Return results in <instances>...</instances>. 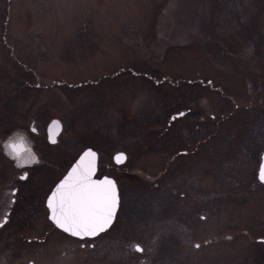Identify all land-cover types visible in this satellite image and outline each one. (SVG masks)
Here are the masks:
<instances>
[{
  "label": "rangeland",
  "instance_id": "1",
  "mask_svg": "<svg viewBox=\"0 0 264 264\" xmlns=\"http://www.w3.org/2000/svg\"><path fill=\"white\" fill-rule=\"evenodd\" d=\"M51 119L39 148L29 122ZM12 133L38 162L4 154ZM88 147L114 222L43 236L28 189ZM262 151L264 0H0V188L28 172L5 231L36 237L13 252L0 234V264H264Z\"/></svg>",
  "mask_w": 264,
  "mask_h": 264
},
{
  "label": "snow or ice",
  "instance_id": "2",
  "mask_svg": "<svg viewBox=\"0 0 264 264\" xmlns=\"http://www.w3.org/2000/svg\"><path fill=\"white\" fill-rule=\"evenodd\" d=\"M58 123L52 121L53 125ZM31 130L36 131L35 128ZM48 139L55 142L52 135ZM3 146L4 154L13 159L18 168L38 162L35 153L26 147L22 135L12 133ZM122 156L123 153H118L116 159ZM95 157L94 151L86 149L68 174L55 185L46 201L50 219L64 232L80 238L94 236L106 229L112 223L119 204L118 189L111 179H92ZM20 178L27 179V171H23ZM258 178L264 182V162L260 163ZM260 239L264 240V237ZM133 247L141 250L139 244Z\"/></svg>",
  "mask_w": 264,
  "mask_h": 264
},
{
  "label": "flooded vegetation",
  "instance_id": "3",
  "mask_svg": "<svg viewBox=\"0 0 264 264\" xmlns=\"http://www.w3.org/2000/svg\"><path fill=\"white\" fill-rule=\"evenodd\" d=\"M33 124H34V122H29L28 128H29L31 136L35 139L34 143H33L34 145L37 144L36 146H38L40 148L44 143L51 145V144H55L57 142L58 136L56 137L57 139L55 140V142H51V143L48 142V138L46 137V125L44 127L45 129L42 131L41 129L39 130L38 128L34 127ZM60 127H61V124H60ZM32 128H35L36 131L33 132L31 130ZM61 129H62V127H61ZM26 144L27 143L25 142V145ZM26 147H30L31 151L36 153V151H35L36 149L33 148L34 146H27L26 145ZM26 154H27V152H26ZM69 165H67V167L65 168L66 170H64L63 173H61L60 176H58V178L54 179L53 182L49 179V180H46L43 184H40L38 188L34 187V188L28 189V191L34 190V192H35L34 195L33 194L31 195V196L35 197L36 203H37V207H36L35 212L41 213L42 218H44V219L46 218V220L49 223H51V222L49 221V213H48L47 202H46L47 196L51 193L53 186L59 181V179L63 176V174L68 170L67 168L69 167ZM27 170H28V168H27ZM23 171H25V170H23ZM21 173L16 175L17 178L15 177L16 181L18 183H14L10 179L11 184L8 183L5 187L0 188V221H3L2 223H0V234L3 233L4 239L6 240V245H8V246H14L15 245L13 248H11L13 252L16 251V249H18V248H16L17 245H20L23 241H28L29 239L33 238L32 236H29L27 234V236L23 239L20 237V236H23L21 233L19 234L17 232L12 233V232H6L5 231L6 227L9 226L8 224H10L11 215H12L11 213H12L13 208L16 205V196L18 194L17 193L18 188L16 187V184H20L21 181L25 180V179L20 178ZM11 176L14 177L15 173L11 174ZM11 176H10V178H11ZM13 189H15V191H13ZM26 193H27V191H26ZM54 228L58 229L56 226H54L51 223V226L48 225V226H45V228H43L44 230H42L41 234H43V236L45 234H49L50 231H53ZM60 232H62V231H60ZM35 238H33V240H35ZM21 240H23V241L20 243ZM38 240L41 241V238L38 237L37 241ZM85 240H87V239H85ZM12 251L10 249L8 250V252L10 254H12ZM2 257H3V259L6 258L5 255H3ZM11 261H12V259H11ZM28 264H33V262L29 261Z\"/></svg>",
  "mask_w": 264,
  "mask_h": 264
},
{
  "label": "water",
  "instance_id": "4",
  "mask_svg": "<svg viewBox=\"0 0 264 264\" xmlns=\"http://www.w3.org/2000/svg\"><path fill=\"white\" fill-rule=\"evenodd\" d=\"M57 121L56 119H52L51 121H50V123H49V125L47 126V128H48V130H47V138L49 137V135H52L53 137H55V135H57L59 132H60V127H59V123L58 124H55V125H53L52 124V121ZM55 139V138H54ZM86 150V149H85ZM84 150V151H85ZM84 151L83 152H81L80 153V155L77 157V159H76V161L74 162V164L73 165H75L76 163H77V161L80 159V157H81V155L84 153ZM118 153H120V152H117L115 155H114V162H117V163H121V162H123V160L125 159V156H122V157H120L119 158V160H117L116 159V156H117V154ZM260 160H261V162H264V152H262V154H261V156H260ZM96 161H97V157H95V167H96ZM260 162V163H261ZM73 165L70 167V170L72 169V167H73ZM259 166H260V164H259ZM69 170V171H70ZM68 171V172H69ZM95 171H96V168L94 169V171H93V173H92V179H93V176H94V174H95ZM258 172H259V167H258V170H257ZM68 172L66 173V175L68 174ZM66 175H64V177L66 176ZM63 177V178H64ZM62 178V179H63ZM105 178H108V179H111L112 181H113V179L112 178H109V177H100L99 179L98 178H96V179H93V180H95V181H103ZM257 179H258V181H260L259 180V178H258V173H257ZM114 182V181H113ZM261 182V181H260ZM261 183H263L264 184V182H261ZM116 211H117V209H116ZM116 213V212H115ZM115 215V214H114ZM49 218H50V215H49ZM114 218V217H113ZM51 220V219H50ZM113 221V220H112ZM51 222L52 223H54V225H56L55 224V222L53 221V220H51ZM57 226V225H56ZM58 227V226H57ZM109 227V226H108ZM107 227V228H108ZM59 228V227H58ZM106 228V229H107ZM60 229V228H59ZM60 230H62V229H60ZM105 230V229H104ZM63 231V230H62ZM64 232V231H63ZM102 232V231H101ZM65 233H67V232H65ZM70 234V233H69ZM70 235H72V234H70ZM97 235V234H96ZM73 237H75V238H80V237H76V236H74V235H72ZM95 236V235H94ZM91 237H93V236H91ZM83 238H85V237H83ZM86 238H88L87 236H86ZM261 241L264 243V240H262L261 239Z\"/></svg>",
  "mask_w": 264,
  "mask_h": 264
}]
</instances>
